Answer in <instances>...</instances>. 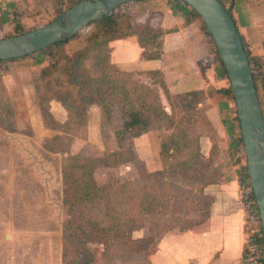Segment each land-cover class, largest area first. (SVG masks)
<instances>
[{"label":"rangeland","instance_id":"1","mask_svg":"<svg viewBox=\"0 0 264 264\" xmlns=\"http://www.w3.org/2000/svg\"><path fill=\"white\" fill-rule=\"evenodd\" d=\"M143 2L123 5L119 11L132 28L149 26L158 31L156 16L149 17L147 6L140 10ZM18 3L9 22L13 26L0 28V40L48 25L71 8L68 0ZM95 31L94 25L84 28L57 52L54 60L60 65L51 75L46 73L52 58L39 66L30 56L0 63V264H150L157 239L176 225L185 227L183 221L172 222V216L152 219L148 208L144 210L151 185L161 183L160 177H150L156 174L151 172L161 169L172 175L163 181L168 187L181 184L173 177L180 153L175 157L172 150L182 138L181 131L175 135L176 100L154 83L160 77L121 73L110 66L109 47L101 51L88 42ZM78 54L83 56L81 65L68 67V58L75 60ZM60 69L64 75L53 77ZM56 80L65 88L73 84L71 98L54 86ZM84 82L102 92V101L84 94L83 87L80 92ZM57 94L69 109L56 99ZM230 100L235 116V103ZM126 107L140 111L149 124L140 138L122 129ZM90 163L99 187L111 192L110 202L104 193L101 199L96 197V204L72 207L69 182ZM79 211L97 223L104 221V227L128 215L135 218L138 229L115 243L96 233L85 237L67 229L73 222L90 230L83 218L73 215ZM145 238L144 243L136 241Z\"/></svg>","mask_w":264,"mask_h":264},{"label":"crops","instance_id":"2","mask_svg":"<svg viewBox=\"0 0 264 264\" xmlns=\"http://www.w3.org/2000/svg\"><path fill=\"white\" fill-rule=\"evenodd\" d=\"M18 1L0 0V8L8 2L18 5ZM220 1L230 10L251 54L264 57V0ZM142 5L140 10L147 6L149 17L156 16L157 28L164 31L161 57L143 59L137 38L130 36L113 43L112 63L123 73L162 74L168 93L176 100L175 135L181 131L182 137L175 141L172 152L192 165L188 186L183 184L185 191L167 203L168 209L179 204L184 213L175 215L185 227L176 225L157 239L150 264H242L239 181L224 124L229 116L234 118L233 104L224 94L229 81L216 74L219 63L214 44L201 19L185 24L167 0H144ZM9 24L13 26L7 23L4 29ZM260 101L264 114V93ZM160 172L163 170L151 173ZM172 215L167 212L166 218Z\"/></svg>","mask_w":264,"mask_h":264},{"label":"trees","instance_id":"3","mask_svg":"<svg viewBox=\"0 0 264 264\" xmlns=\"http://www.w3.org/2000/svg\"><path fill=\"white\" fill-rule=\"evenodd\" d=\"M80 1L81 0H68L70 7L74 6ZM171 3H172V9L174 10V12L181 14V16L183 17L185 21V24H189L196 19H200L199 15L194 9H192L189 5L182 3L180 0H171ZM16 9H17V5L11 2L6 3L3 8H0V28L10 22V20L13 18V12ZM91 25L95 26L96 31L94 34L91 35L88 42L93 43L94 49H97L98 47H100L101 51L103 48L104 50H106L109 47L110 49L109 65L117 69L119 72L120 70L112 63V59H111V53L113 51V43L116 41L124 40L130 36H135L137 38V41L141 49L143 50L142 51L143 59L158 60L161 57V50H162V45H163L161 41V37L164 35V31L163 30L156 31V30H153V28L149 26L138 28V29L132 28V26L127 23L125 16H123V14L119 11V8L116 9L113 16L97 21ZM19 28L20 29L18 30L20 34L22 30H21V27ZM125 29L127 30V32H124ZM203 29L206 35L210 37V34L204 25H203ZM145 33H147L146 36H144ZM77 36L78 35L74 36L72 39H69L67 41L51 46L39 53H35L31 55L30 57H32V59L35 60V65H38V66L44 64L48 58H52L53 64L50 65V69L48 73H46L48 75H51L52 72L54 70H57V68L60 65V61L54 60L56 58V53L62 51L65 45L69 41L76 38ZM158 38L160 39L159 42H157ZM149 40H151L150 43H149ZM244 45H245V48H246V51H247V54H248V57L251 63L255 85H256L257 93L260 99V96L264 93V57L253 56L250 50L248 49L247 45L245 43ZM148 48H150L151 50H148ZM214 48H215V53H216V61L219 63L218 67H216V74L219 78L228 80L225 68L219 57L216 47L214 46ZM82 58L83 56L80 54H78L77 59L75 60H73L72 58L70 59L68 58V61H69L68 67L70 64H74V66L79 64L80 66L81 65L80 61ZM67 70L68 72H70V68H68ZM64 71H65L64 69H60L57 73L53 74L52 76L53 77L54 75L63 76L65 73ZM147 74L153 75L154 77L161 78V80L155 81L154 83L159 84L160 88L168 96V89L163 80L162 74L159 71H151V72H148ZM68 77L70 76L68 75ZM56 81L57 83H55L54 86L55 85L59 86L62 92L67 91L66 93L67 97L71 98L72 94H71L70 86L72 87L73 84L69 83L70 86L68 85L65 88L64 85H61L63 83L59 84L58 82L59 80H56ZM82 87H83V91L85 92L84 94L87 93V95H89L91 98H94V99L95 97H98V99L102 101L103 98L99 96L102 94L101 91L97 89L93 91L87 85V82H84L81 84V87H79L80 92L82 91L81 89ZM224 94L228 95L229 99L233 100V93H232V89L230 85L228 89L224 90ZM56 99L60 100L67 109L70 108V106H68V103H65L63 98L60 95L57 96ZM64 99L66 100L67 98H64ZM165 115H168V114H165ZM238 122L239 120H238L237 115H235L234 118H230L229 116L227 119H225V122H224L225 126L227 127L228 134L230 138L232 139L231 148L234 150H238L243 147L240 133L238 131L239 130ZM148 125L149 124L147 123L143 114L140 111L132 107L126 109L122 129L125 132H127L131 137L139 138L143 136L144 134H146V132H148L149 130ZM174 156L178 157V154L177 155L174 154ZM90 165H93V164L90 163L86 166L81 167V172L78 173V176L72 177L69 182L71 186L69 187V189H70V193L72 192L71 195L73 198V202L71 203L72 207L74 206L79 209L80 208L82 209L85 207L83 206L84 202H87V204H96L97 202L96 197L101 199L99 195L101 194L104 196V193H105V197L107 198V202H110L111 192L108 191L107 188L99 187L94 177L93 167H91ZM190 166L192 165L189 162L183 163L181 158L180 160L175 159L173 177H178L180 179L181 184L175 185L173 182L174 185L169 184L170 187H168V185L164 183L163 181L164 180L166 181V179H168L167 177H171L172 175H169L168 173H166L165 175L164 171L160 173H156V174H150V177H160L161 178L160 186L151 185L150 191L152 189V192H155L154 194L155 196H153L151 192L149 197H146L145 199L146 207L144 208V210L147 211V208H148L147 213L149 214L150 218L154 217L155 220L156 219L159 220V218L166 217L167 212H170V213H173L172 217L170 216L171 221L172 222L177 221L178 225H181L179 224V222H182V220H180V218L176 217L175 215L178 212H182V210L179 208L180 207L179 204H175L174 206H171L172 208L168 209L167 203H168L169 198L172 199L178 193L182 194L185 191L183 184L188 186L187 182L190 180V177H189ZM67 178L69 179L70 177H68L67 175ZM168 188H170V190ZM102 205H105V203H102ZM158 209H160V211H158ZM90 210H93V208L92 209L90 208ZM73 215H75L77 220H79L80 218H83L87 222L86 224L89 226L90 230L86 231L80 228V226H77L76 223H73V222H70L71 226L67 227L68 230H75L76 233H78V231L79 233H84L85 237L87 234L93 235L94 233H96L97 236L99 237H102L101 235H103V237H105L111 243H115V241L117 242L118 238H127V235L129 236L132 231H135L138 229L135 227V223H136L135 218L132 219L128 215H127V219L123 220L122 222L116 219L110 220L111 224L109 227H104L103 225L104 221H101L99 223L95 222L93 217L89 218L90 214H87L84 211H79L77 212V214H73ZM105 217H108V214L105 215ZM170 217L168 219H170ZM147 240L148 239L145 238V239H140L136 241L138 242L141 241L140 243H144ZM101 241H104V240H101Z\"/></svg>","mask_w":264,"mask_h":264},{"label":"water","instance_id":"4","mask_svg":"<svg viewBox=\"0 0 264 264\" xmlns=\"http://www.w3.org/2000/svg\"><path fill=\"white\" fill-rule=\"evenodd\" d=\"M143 0H81L50 24L0 40V62L29 57L72 39L87 26ZM207 28L232 89L246 166L260 212L264 240V114L251 63L230 10L220 0H180Z\"/></svg>","mask_w":264,"mask_h":264},{"label":"built area","instance_id":"5","mask_svg":"<svg viewBox=\"0 0 264 264\" xmlns=\"http://www.w3.org/2000/svg\"><path fill=\"white\" fill-rule=\"evenodd\" d=\"M229 140L232 141L230 137ZM231 156L236 163V176L239 181L238 200L243 215L242 264H264L261 216L250 184L243 147L233 150Z\"/></svg>","mask_w":264,"mask_h":264}]
</instances>
